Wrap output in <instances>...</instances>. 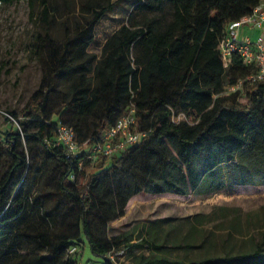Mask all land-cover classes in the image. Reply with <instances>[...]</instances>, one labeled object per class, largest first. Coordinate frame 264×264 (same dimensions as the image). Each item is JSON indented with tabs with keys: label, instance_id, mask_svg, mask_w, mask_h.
Returning a JSON list of instances; mask_svg holds the SVG:
<instances>
[{
	"label": "trees",
	"instance_id": "1",
	"mask_svg": "<svg viewBox=\"0 0 264 264\" xmlns=\"http://www.w3.org/2000/svg\"><path fill=\"white\" fill-rule=\"evenodd\" d=\"M32 1L42 5L35 51L44 75L23 118L8 110L0 128V264H79L70 249L84 239L102 264H121L111 257L120 250L128 264H264V232L252 234L253 218L229 205L196 214L180 237L177 226H161L173 217L138 236L135 229L108 232L139 193L210 195L264 185V79H249L258 66L238 53L225 65L219 47L229 25L264 0H64L63 12L54 0ZM122 1L133 4L127 22L100 53L89 51L97 24ZM58 14L67 22L62 40L50 31ZM132 106L140 142L84 160L77 128L97 121L85 141L92 145ZM61 124L76 131V156L56 143ZM48 162L56 169L45 176ZM214 218L229 223L231 234L250 232L248 240L236 253L189 257L190 249L215 244L217 231L206 230ZM176 248L187 257H176Z\"/></svg>",
	"mask_w": 264,
	"mask_h": 264
},
{
	"label": "rangeland",
	"instance_id": "2",
	"mask_svg": "<svg viewBox=\"0 0 264 264\" xmlns=\"http://www.w3.org/2000/svg\"><path fill=\"white\" fill-rule=\"evenodd\" d=\"M63 11H66L64 0H54ZM78 1V0H77ZM132 2L122 1L109 11L97 24L95 39L89 47V51L100 53L106 39L119 29L127 21ZM41 3L32 0H20L14 3H0V128L6 126L8 110L17 112L19 118H23L24 106L29 97L38 89L44 75L43 65L35 51V43L38 34L44 30L39 12ZM77 9L75 14H77ZM78 15H72L71 22ZM65 17L58 14L51 21L50 31L59 40L65 38ZM73 24L71 23V26ZM245 101L244 97L240 98ZM184 119V116L175 120ZM97 121H91L77 128L79 139L85 142L90 137L92 128ZM56 164L48 162L42 166L43 173L53 174ZM38 183H46L44 177L38 178ZM219 205H229L240 208L243 217H252L254 225L250 232L261 236L264 232V185L260 186H233L219 192L203 195L192 193L180 195L176 193H139L133 196L126 206L125 215L111 222L109 234H118L135 229L136 236L154 220L165 217H173L169 222L161 224L164 228L171 225L177 226L173 232L183 236L194 222V216L198 213H211ZM232 227L229 223L220 222L214 218L206 223V230L217 231L212 236L215 244H206L204 247L192 248L189 257L197 258L208 254L224 255L238 252L248 240V232L243 234H231ZM174 233V234H175ZM261 240V238L259 239ZM207 248V249H206ZM76 254L79 264H102L104 258L92 253L87 239L79 245ZM39 248L32 247L31 252H37ZM146 252H148L146 250ZM33 254V253H32ZM176 257L185 259V248H176ZM121 264L131 262L129 256H120ZM45 264H50L46 262ZM52 264H65L62 259H55ZM243 264H261L246 262Z\"/></svg>",
	"mask_w": 264,
	"mask_h": 264
},
{
	"label": "built area",
	"instance_id": "3",
	"mask_svg": "<svg viewBox=\"0 0 264 264\" xmlns=\"http://www.w3.org/2000/svg\"><path fill=\"white\" fill-rule=\"evenodd\" d=\"M249 27L259 30L257 35H244L242 29ZM220 50L225 65H227L234 53H238L246 64L255 63L258 66V73L251 75L249 79H264V1L259 4L252 13L242 16L240 19L232 22L228 27V34L220 42ZM231 86L230 90H235L241 85ZM136 106L123 114L115 124L109 126L101 135V139L89 145L88 142L83 143L86 150L84 160H94L101 155L114 156L121 153L130 145L140 142L144 133L136 130ZM56 143L63 145L67 152L76 156L82 151V146L77 140L76 131L73 127L61 124L58 129ZM83 160L80 166L83 165ZM72 178H76L75 174ZM77 250L76 247L70 249L71 253ZM125 250H120L115 254H111L113 259L116 256H124Z\"/></svg>",
	"mask_w": 264,
	"mask_h": 264
},
{
	"label": "crops",
	"instance_id": "4",
	"mask_svg": "<svg viewBox=\"0 0 264 264\" xmlns=\"http://www.w3.org/2000/svg\"><path fill=\"white\" fill-rule=\"evenodd\" d=\"M258 31L259 30L249 28L247 26L242 29V32L244 33V35H252L253 37H255L257 35Z\"/></svg>",
	"mask_w": 264,
	"mask_h": 264
}]
</instances>
